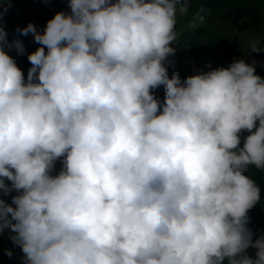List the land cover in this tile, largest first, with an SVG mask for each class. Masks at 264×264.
<instances>
[{"label": "clouds", "instance_id": "obj_1", "mask_svg": "<svg viewBox=\"0 0 264 264\" xmlns=\"http://www.w3.org/2000/svg\"><path fill=\"white\" fill-rule=\"evenodd\" d=\"M68 7L42 32L17 26L39 45L26 78L9 54L25 46L0 22V196L16 193L0 198V233L23 264H264V236L248 227L261 189L245 175L264 170L255 65L169 75L190 0Z\"/></svg>", "mask_w": 264, "mask_h": 264}, {"label": "rangeland", "instance_id": "obj_2", "mask_svg": "<svg viewBox=\"0 0 264 264\" xmlns=\"http://www.w3.org/2000/svg\"><path fill=\"white\" fill-rule=\"evenodd\" d=\"M247 4H253L263 16L257 28L244 27L241 21H225L215 13H208L203 22L194 21V16L187 12L185 15L177 16L176 31L178 33L177 40L186 50L197 54L202 68L210 69L216 67H228L233 61L245 59L249 54L259 52H251L248 41L252 39L259 40L260 46L264 47V0H245ZM14 4L4 13L2 20L9 41L19 39L21 42L32 45L37 48L39 45L33 40L31 34L27 36L20 35L16 32L17 26L24 27L29 22L23 15H19L16 20H10V11ZM22 8V4H18ZM34 23V22H33ZM38 31H43L44 26L34 23ZM14 59L17 58L15 49L9 51ZM5 199V197H3ZM264 221L262 222V224ZM10 230L0 233V253L10 252L11 248L20 250L9 238ZM18 264H23L22 257Z\"/></svg>", "mask_w": 264, "mask_h": 264}, {"label": "trees", "instance_id": "obj_3", "mask_svg": "<svg viewBox=\"0 0 264 264\" xmlns=\"http://www.w3.org/2000/svg\"><path fill=\"white\" fill-rule=\"evenodd\" d=\"M14 4L13 9L10 11V20H16L19 15H23L27 20L40 24L45 27L47 21L54 16L57 11H65L66 8L62 0H12ZM22 4V8L18 7V4ZM200 9L205 11L202 15L205 17L208 13H215L225 21H241L244 27L257 28L260 24L263 16L260 11L253 5L245 3V0H190V7L188 12L195 18ZM25 46L26 52L24 54H17L16 63L23 70L25 78L27 72L31 66L27 53L34 51L32 45L22 42ZM255 130V129H254ZM253 130V131H254ZM249 133L243 131L241 135V144L243 146L244 137ZM61 161L57 160L55 163V172H58L61 168ZM245 175L250 177L256 182L261 189V201L258 202L248 211L250 218L248 227L253 231L254 239L264 236V170L250 167L249 171L245 172ZM10 183V182H8ZM15 191L5 197V200L11 203V196L15 195ZM248 254L255 258L256 250L249 248ZM11 253V255H9ZM23 253L20 250L11 248L10 252L0 253V264H18ZM225 264L227 262L225 261Z\"/></svg>", "mask_w": 264, "mask_h": 264}, {"label": "built area", "instance_id": "obj_4", "mask_svg": "<svg viewBox=\"0 0 264 264\" xmlns=\"http://www.w3.org/2000/svg\"><path fill=\"white\" fill-rule=\"evenodd\" d=\"M65 5L66 12H69L70 9L68 7V0H62ZM176 44H172V47H175L177 50L174 55H170L165 61L168 66L169 75L172 74L173 71H178L181 79H184L188 75L195 74L199 71H208L210 69L202 68L200 66L199 58L197 54L191 53L186 50L178 41ZM246 63L255 65V74L260 75L264 78V53H252L246 56L244 59ZM170 62V63H169ZM154 95L157 96L160 100H163L164 97V89L163 87H159L153 90ZM17 246V245H16Z\"/></svg>", "mask_w": 264, "mask_h": 264}]
</instances>
